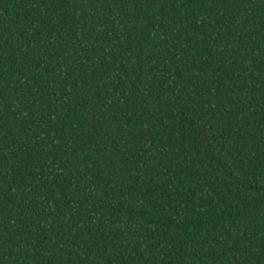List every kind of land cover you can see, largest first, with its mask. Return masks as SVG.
<instances>
[{
	"label": "trees",
	"instance_id": "trees-1",
	"mask_svg": "<svg viewBox=\"0 0 264 264\" xmlns=\"http://www.w3.org/2000/svg\"><path fill=\"white\" fill-rule=\"evenodd\" d=\"M0 264H264V0H0Z\"/></svg>",
	"mask_w": 264,
	"mask_h": 264
}]
</instances>
